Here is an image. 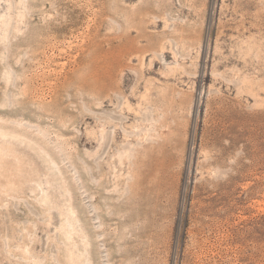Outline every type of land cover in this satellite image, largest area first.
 <instances>
[{
	"label": "rangeland",
	"instance_id": "rangeland-1",
	"mask_svg": "<svg viewBox=\"0 0 264 264\" xmlns=\"http://www.w3.org/2000/svg\"><path fill=\"white\" fill-rule=\"evenodd\" d=\"M0 264H264V0H0Z\"/></svg>",
	"mask_w": 264,
	"mask_h": 264
}]
</instances>
